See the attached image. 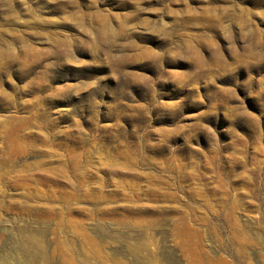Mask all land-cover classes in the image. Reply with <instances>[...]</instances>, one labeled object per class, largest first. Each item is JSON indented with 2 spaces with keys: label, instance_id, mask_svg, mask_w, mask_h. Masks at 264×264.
<instances>
[{
  "label": "rangeland",
  "instance_id": "374dc122",
  "mask_svg": "<svg viewBox=\"0 0 264 264\" xmlns=\"http://www.w3.org/2000/svg\"><path fill=\"white\" fill-rule=\"evenodd\" d=\"M0 264H264V0H0Z\"/></svg>",
  "mask_w": 264,
  "mask_h": 264
}]
</instances>
